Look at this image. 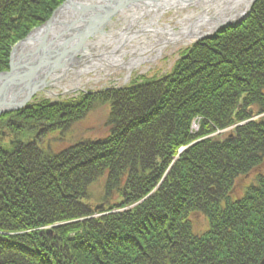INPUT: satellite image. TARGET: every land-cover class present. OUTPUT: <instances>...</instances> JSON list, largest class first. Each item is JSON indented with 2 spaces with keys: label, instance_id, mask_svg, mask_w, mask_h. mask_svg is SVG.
<instances>
[{
  "label": "trees",
  "instance_id": "16d2710c",
  "mask_svg": "<svg viewBox=\"0 0 264 264\" xmlns=\"http://www.w3.org/2000/svg\"><path fill=\"white\" fill-rule=\"evenodd\" d=\"M65 0H0V72ZM108 133L34 142L96 110ZM239 196L236 186L244 178ZM100 180H103L101 182ZM102 184L100 205L89 189ZM204 228L195 230L193 218ZM264 258V0L164 74L0 117V264H259Z\"/></svg>",
  "mask_w": 264,
  "mask_h": 264
},
{
  "label": "bare ground",
  "instance_id": "6f19581e",
  "mask_svg": "<svg viewBox=\"0 0 264 264\" xmlns=\"http://www.w3.org/2000/svg\"><path fill=\"white\" fill-rule=\"evenodd\" d=\"M98 1L75 0L74 2L77 5H92ZM248 5L249 2L241 0H205L182 6L172 0H163L149 8L141 7L123 12L115 16L116 21L108 23L109 33L97 35L84 45L87 49L79 52L82 54L80 60L73 57L65 61L58 67L59 71L55 70L49 77L54 85L65 91L78 89L83 82L81 75L86 73L95 74L96 82L104 77L98 75L101 72L108 75L119 71L128 77L132 71L163 58L166 52L174 53L198 38L211 34L217 27L236 21L247 10ZM168 12H171V16L167 18V22L161 23L160 19ZM78 13L79 10L73 9L70 13L62 15L61 20L66 24L70 23L72 29L76 28V32L78 30L85 32L87 27L82 26L83 20L78 21ZM119 21H124V27L112 30ZM62 38L66 36L60 37ZM74 39L77 40L76 36ZM131 40L135 42L131 44ZM72 45L74 40L65 49ZM89 46L96 47V57L87 54ZM26 50L28 47H25ZM82 60L86 62L82 66H76ZM74 65L76 68L70 69Z\"/></svg>",
  "mask_w": 264,
  "mask_h": 264
},
{
  "label": "water",
  "instance_id": "95a60500",
  "mask_svg": "<svg viewBox=\"0 0 264 264\" xmlns=\"http://www.w3.org/2000/svg\"><path fill=\"white\" fill-rule=\"evenodd\" d=\"M74 1L65 0L43 25L32 30L12 48L8 71L0 73V117L24 108L37 93H49L46 88L53 87V80L49 76L55 70L59 71L58 67L65 61L73 57L80 60L82 54L79 52L87 49L84 45L90 42V39L96 38L97 35H104L103 28L108 25L113 17L133 9L152 7L163 0H99L92 5H77ZM172 1L187 6L205 0ZM241 1L249 2V5L240 18L232 23H225L217 27L211 34L202 36L193 43L210 38L225 27L240 26L248 17L257 0ZM73 9L80 11L78 21H84L82 26L87 27L85 32H81L82 30L76 32V28L72 29L70 23L66 24L61 20L62 15L70 13ZM74 22L76 21L74 20ZM64 35L66 38L60 39ZM75 36L77 40L74 39ZM72 40H74V45L65 49ZM25 47H28V50L25 51ZM76 55H81V57L76 58ZM85 62L86 60H82L76 66H82ZM75 68L74 65L70 69ZM49 80L50 82H48ZM99 208L101 207H96L95 211ZM260 264H264V258Z\"/></svg>",
  "mask_w": 264,
  "mask_h": 264
},
{
  "label": "rangeland",
  "instance_id": "374dc122",
  "mask_svg": "<svg viewBox=\"0 0 264 264\" xmlns=\"http://www.w3.org/2000/svg\"><path fill=\"white\" fill-rule=\"evenodd\" d=\"M170 16H171V12L166 13L165 15L162 16V18L160 19V22L161 23L167 22V18ZM114 21H116V17L112 18L110 22H114ZM123 27H124V21H119L112 27V30L121 29ZM103 31L105 33H109L110 27L108 25L105 26L103 28ZM90 41H92V39H90ZM134 42L135 41H132L131 44H133ZM186 47H188V45L179 48L177 51L171 54H168L166 52L163 58L154 61L148 66L132 71L129 78L126 77L125 73L119 72V71H114L108 75H105L104 72H101L98 75L100 77L101 76L102 77L104 76V77L98 80V82H96L97 80L95 79L96 77L95 74L86 73V74L81 75V79L83 80L82 85L78 89H76L74 92L66 94V93H63L60 89H57L56 87H54L52 89V92H55L56 96L52 97L49 95H45V97L51 101L75 98L82 92H97V91H101L105 89L120 88L122 86H125L131 78L136 77V76H151L155 74H159V75L164 74L171 69L174 62L177 60L179 50L185 49ZM95 48L91 46L88 47L89 49L88 55H91L93 58L96 57L95 55H97ZM11 50H10V53H11ZM80 57L81 55H76V58H80ZM8 68H9V64H8ZM40 97L41 96H39L38 98ZM105 122H106L105 111L102 109L96 110L94 112L87 114L86 117L81 119L76 124L72 125L68 130L64 132H59V134L56 133L55 135L49 136V138L46 137V139L47 138L49 140L52 139V141L51 140L50 141H51V148L53 151L63 150L67 148L69 145L75 143V141L77 140L98 139V138L105 136L108 133V128L106 127ZM100 181L103 182V180H100ZM250 181H251L250 177L244 178L241 181V183L236 186L235 193L237 196H239L240 194L241 186L248 184ZM89 194H90V200H91L90 204L100 205V198L102 195V184L100 182H97L93 186H91L89 189ZM192 220H193V225L196 231L203 229L205 227L202 216L196 215Z\"/></svg>",
  "mask_w": 264,
  "mask_h": 264
},
{
  "label": "flooded vegetation",
  "instance_id": "af4514ba",
  "mask_svg": "<svg viewBox=\"0 0 264 264\" xmlns=\"http://www.w3.org/2000/svg\"><path fill=\"white\" fill-rule=\"evenodd\" d=\"M46 126L41 125V128L39 129L38 133H36V135L33 137V141L34 142H39L42 145H46V136H48L49 134H47L45 132Z\"/></svg>",
  "mask_w": 264,
  "mask_h": 264
}]
</instances>
